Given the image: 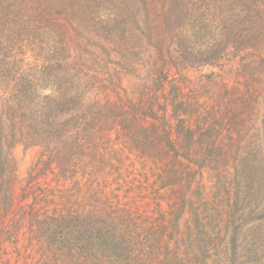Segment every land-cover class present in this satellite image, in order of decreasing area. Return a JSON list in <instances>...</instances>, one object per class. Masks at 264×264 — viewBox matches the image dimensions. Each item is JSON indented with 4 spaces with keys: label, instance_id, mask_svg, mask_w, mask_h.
<instances>
[{
    "label": "trees",
    "instance_id": "1",
    "mask_svg": "<svg viewBox=\"0 0 264 264\" xmlns=\"http://www.w3.org/2000/svg\"><path fill=\"white\" fill-rule=\"evenodd\" d=\"M107 1L0 0V160L13 162L4 149L17 135L43 150L20 196L27 203L15 212V179L0 161V264H11L4 244L23 239L28 253L16 251L22 264H207L209 234L199 213L187 239L180 220L198 208L196 179L226 158L234 128L257 100L248 83L253 63L243 61L264 43V0L200 3L217 15L211 33L193 26L171 49L156 34L147 59L137 60L155 64L151 86L141 91L122 88L119 79L108 85L76 60L74 33L108 55L114 46L130 51L133 29L120 12L106 15ZM163 5L152 8L160 34ZM79 11L91 15L83 29L74 22ZM201 65L218 72L191 80ZM239 67L249 72L243 80ZM152 85L159 95L146 97ZM49 173L70 184L51 199L54 190L49 196L36 186Z\"/></svg>",
    "mask_w": 264,
    "mask_h": 264
},
{
    "label": "rangeland",
    "instance_id": "2",
    "mask_svg": "<svg viewBox=\"0 0 264 264\" xmlns=\"http://www.w3.org/2000/svg\"><path fill=\"white\" fill-rule=\"evenodd\" d=\"M164 1L165 4L163 5ZM204 1L209 4L210 0L107 1L109 4L107 8L110 11L105 12L106 15L120 12L122 18L127 20V27L133 29L134 37L130 39L128 45V47L132 46L130 51L127 53L122 46H117V48L114 46L108 55L109 50L95 45L92 39H83L82 35L77 37V34L74 33L71 43L77 52L76 60L83 68L98 71L101 74L100 77L105 79L104 82L108 85L111 80L116 82L119 79L122 88L129 91L137 88L138 91H141L143 84L151 86L153 79L149 75V69L154 68L155 64L151 60L149 63L143 64L138 63L137 60L142 57L147 59V51L153 45L156 34L159 37L164 34L167 50V47L171 49L173 46L170 45V41L176 39V35L188 34L193 26H197V29L207 26L206 30H210L211 33L209 21L214 18L213 15L215 18L217 15L211 14V11H208L207 14L209 5H206L205 8L200 6V3ZM159 5L164 6V12L167 16L165 19L162 16L164 33L161 32V34L154 28L157 23L152 11L154 6L160 7ZM79 12L81 16H78L74 22L78 29H83L81 26H84L85 20L88 21L91 15L87 12ZM101 16L104 17L103 14ZM213 22H215L214 19ZM204 28L201 34L204 33ZM81 31L82 34L85 33V29ZM192 31L194 30L192 29ZM218 31L216 35L214 34L216 37L219 35ZM205 47L202 49L204 50ZM153 53L156 56L160 55L154 49ZM247 61L253 63L249 69H253L250 72L253 78L245 69L242 70V67H239V70L242 71L237 74L243 75L239 78L242 80L249 75L248 83L254 84L258 89L257 100L254 105L249 103L253 108L249 109V113L247 112L248 115L244 118L245 123L239 128H234L238 133L233 132L232 139L234 140L230 143V148L222 153L225 154L226 158H220L219 163L205 167L202 176L196 179L198 183L193 185L192 194L194 192V206L198 208H194L193 211H186L180 220V229L184 239H187V229L195 226L194 214L195 212L199 213L202 218L201 223L209 234L207 239L210 243L206 242L205 247L209 249L210 253V256L205 258L207 264H264V43L259 45L254 54L243 62L246 63ZM161 63L159 60L158 64L161 65ZM215 72H218L217 68L201 65L193 69L188 77L194 80ZM137 85L139 86L137 87ZM154 88L155 86L152 85L153 92L146 97L152 96V93L159 95V92H155ZM202 101L207 103L205 108H210L211 105L207 100ZM156 103L154 101V104ZM15 139L16 142L11 145V149H4L5 151L10 150L8 152L13 162L9 163L7 157L3 158L4 156L0 160L4 162V169L10 171L15 179L13 212L20 205L27 203L21 201L20 196L27 184L31 170L38 165L43 152L41 147L26 143L18 135ZM216 166L218 169H213ZM58 178L55 173L54 175L49 173L45 180L42 178L39 182L40 185L36 186L49 191V196L52 193L51 190H54V193L49 197L51 199L60 191L61 187L66 189L70 185L68 182L67 184L59 183ZM43 190H37V194L40 191L44 194ZM152 207L155 208L154 205ZM163 209H166L165 204H163ZM12 216L13 214L8 219H12ZM26 244L27 241L24 239L12 247L5 243V259H11V264H22L21 261H16V251L21 249L22 254H27L26 249L29 248L23 251ZM183 244V247L179 248L178 254L184 257L187 243L184 242ZM199 260L189 263L198 264Z\"/></svg>",
    "mask_w": 264,
    "mask_h": 264
}]
</instances>
